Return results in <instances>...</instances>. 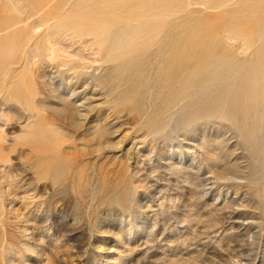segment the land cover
I'll return each mask as SVG.
<instances>
[{"label":"rangeland","instance_id":"374dc122","mask_svg":"<svg viewBox=\"0 0 264 264\" xmlns=\"http://www.w3.org/2000/svg\"><path fill=\"white\" fill-rule=\"evenodd\" d=\"M223 1L0 31V264H264V0Z\"/></svg>","mask_w":264,"mask_h":264},{"label":"bare ground","instance_id":"6f19581e","mask_svg":"<svg viewBox=\"0 0 264 264\" xmlns=\"http://www.w3.org/2000/svg\"><path fill=\"white\" fill-rule=\"evenodd\" d=\"M0 1L2 3L6 2L5 0H3V1L0 0ZM28 1H30V2L32 1L31 2L32 8L25 13V16L23 18L22 17H18V18H15V19H11L7 23H2L0 25V31L6 30V29L10 28L12 25L18 24L20 22H24V21H26L28 19L31 20V23L29 24L31 28H35L36 26L39 25L40 22L43 21L46 24V38L49 41L51 37H54L56 35V33H55V27L56 26L53 25L54 20L57 18L55 16V14H56L55 11H54L55 8L53 6H50V4H49L50 0H37V1L36 0H28ZM227 1L228 0H224L222 2V4L226 5ZM10 7L12 9H14V10L17 9V7L14 6V2L11 1V0H10ZM140 11H147L149 13L155 11L154 12L155 15H156V12H157V15H161L162 16L163 12L165 11V8L163 6H161V5H157V7H155L153 11L152 10H147V9H143V10H140ZM159 26H162L160 31H159V33H158V36H159V38L161 40V38L163 37V33H164V25L163 24H159ZM24 29L25 30H23V31L27 30L26 28H24ZM20 32L21 31L14 32L13 36H11V37L14 38L16 36V38L17 37L21 38L23 32L22 33H20ZM178 96L179 95H174L173 98L177 99Z\"/></svg>","mask_w":264,"mask_h":264}]
</instances>
